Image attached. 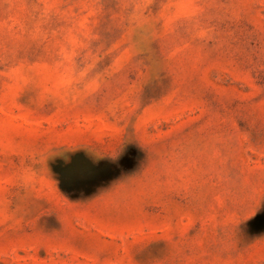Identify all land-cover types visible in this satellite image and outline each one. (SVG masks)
Listing matches in <instances>:
<instances>
[{
    "label": "rangeland",
    "instance_id": "obj_1",
    "mask_svg": "<svg viewBox=\"0 0 264 264\" xmlns=\"http://www.w3.org/2000/svg\"><path fill=\"white\" fill-rule=\"evenodd\" d=\"M0 264H264V0H0Z\"/></svg>",
    "mask_w": 264,
    "mask_h": 264
}]
</instances>
